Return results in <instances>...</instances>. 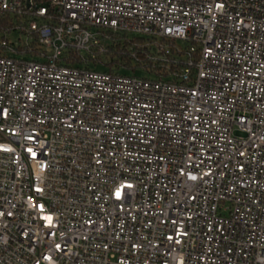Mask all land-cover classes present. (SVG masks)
Segmentation results:
<instances>
[{
    "label": "built area",
    "instance_id": "built-area-1",
    "mask_svg": "<svg viewBox=\"0 0 264 264\" xmlns=\"http://www.w3.org/2000/svg\"><path fill=\"white\" fill-rule=\"evenodd\" d=\"M37 1L0 0L39 47L0 41V264H264V0ZM102 31L186 47L96 71Z\"/></svg>",
    "mask_w": 264,
    "mask_h": 264
},
{
    "label": "trees",
    "instance_id": "trees-1",
    "mask_svg": "<svg viewBox=\"0 0 264 264\" xmlns=\"http://www.w3.org/2000/svg\"><path fill=\"white\" fill-rule=\"evenodd\" d=\"M39 3H43L42 0H38ZM21 22L18 23V25ZM17 24H14L11 16H1L0 18V34H5L12 30L16 29ZM111 35L109 43H107V52L106 57L109 61L106 64V71H114L125 68L129 72L135 73L138 69H144L145 71H153L151 61H147L145 58L146 54L157 55L158 49L163 50L164 47L168 46L172 51L175 49L176 42L174 41H161L160 48H150L145 46V43L148 41L153 43V40L145 39L144 37H131L129 34L111 32V31H102L98 37L99 41L105 43V35ZM5 39V36L2 35L0 41ZM22 49V47H20ZM94 52L97 53V49H94ZM4 53L3 49H0V54ZM132 53H136L138 59L132 57ZM70 59L67 61L70 65L80 66L82 64L81 57L73 51H68ZM91 55H88V59ZM155 70H160L159 64H156Z\"/></svg>",
    "mask_w": 264,
    "mask_h": 264
},
{
    "label": "rangeland",
    "instance_id": "rangeland-1",
    "mask_svg": "<svg viewBox=\"0 0 264 264\" xmlns=\"http://www.w3.org/2000/svg\"><path fill=\"white\" fill-rule=\"evenodd\" d=\"M42 1H43V3H39L37 1V4L46 5V0H42ZM11 18H12L14 24H17V26L20 25V24L18 25L19 22H21V25H24V26H26V24H27L25 19L16 18L13 15L11 16ZM95 31H97V29H95ZM2 35L5 36V40H7L10 44L14 45L16 48L22 47V49H23V48H25L26 45H30L34 48H39L38 45L35 43V38L28 35L23 30L17 29V30L9 31L5 34H0V38L2 37ZM108 36L111 38V35H108ZM129 36H131V37H142L143 38V36H138V35H133V34H129ZM146 38H148V37H146ZM107 43H109V41ZM176 45L180 46L182 48L186 47V43H184L183 41H177ZM13 56L16 58H21V59H25V60H32L33 59V55L31 53H26V54L16 53ZM99 61H100L99 64H94V62L88 61L84 64V67H88V68H90L92 70H96V71H105L106 70V64L109 61V59L106 57V55L102 54L99 57ZM130 73H132V72H128L127 74H130ZM135 73L139 76L149 77V78L151 77V75L148 74V72L145 71L144 69H138Z\"/></svg>",
    "mask_w": 264,
    "mask_h": 264
}]
</instances>
